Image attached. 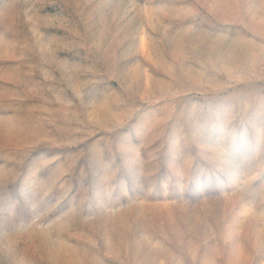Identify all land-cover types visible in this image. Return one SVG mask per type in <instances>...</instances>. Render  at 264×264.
<instances>
[{"label": "rangeland", "instance_id": "rangeland-1", "mask_svg": "<svg viewBox=\"0 0 264 264\" xmlns=\"http://www.w3.org/2000/svg\"><path fill=\"white\" fill-rule=\"evenodd\" d=\"M0 264H264V0H0Z\"/></svg>", "mask_w": 264, "mask_h": 264}]
</instances>
